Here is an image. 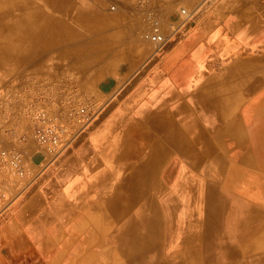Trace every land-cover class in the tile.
I'll return each instance as SVG.
<instances>
[{
	"label": "crops",
	"instance_id": "crops-1",
	"mask_svg": "<svg viewBox=\"0 0 264 264\" xmlns=\"http://www.w3.org/2000/svg\"><path fill=\"white\" fill-rule=\"evenodd\" d=\"M195 1L181 40L142 71L152 46L122 13L103 11L111 23L87 39L68 29L82 42L61 53L82 72L63 75L70 93L108 105L34 193L0 210V264H264V0ZM153 2L165 24L192 4ZM23 186L10 177L8 200Z\"/></svg>",
	"mask_w": 264,
	"mask_h": 264
},
{
	"label": "rangeland",
	"instance_id": "rangeland-1",
	"mask_svg": "<svg viewBox=\"0 0 264 264\" xmlns=\"http://www.w3.org/2000/svg\"><path fill=\"white\" fill-rule=\"evenodd\" d=\"M30 1L35 2L29 4L27 0H8L6 1V5H4L7 7H0V23L5 25L3 27L5 28L4 30L0 29V43L1 41H9L8 39L10 37L12 39V44L10 46L3 47L0 45V131L2 133L5 129L9 137L7 138L9 140H7L0 136V141L6 148L13 146L23 147L26 150L27 167L26 176L20 177L11 172L7 163L0 157V210L34 193L41 184V176L44 175L47 169L55 166L63 155L52 158L35 139L33 134L34 119L32 115L36 109L62 108L67 113H70V122L72 126H76L72 121L73 111L81 107H86L89 113L92 114L91 120L82 127L74 138L73 143L65 151L66 153L70 150V147L78 141L83 133L89 129L90 125L99 119L102 114L101 112H103L108 105V103L95 96V93L82 97H79L76 93L71 94L70 88L66 85L63 75L69 76L70 73V79L75 81V79L77 80V77H80V74H82L80 66L73 64V59L70 58L69 64L68 60H63V54H61L64 51L66 52L68 45H70V49L72 48L71 46L76 47L78 44L80 46L82 45V42L76 39L77 36L87 39L90 37L88 36L89 34L99 33V31L104 33L103 27L111 22L106 20L102 13L103 11L113 14L122 13L127 23L132 24L131 31L137 35L140 41L152 46V53L145 59L142 65H140L139 71H142L146 68L148 62L157 57L159 53H162L164 49L181 40L182 34L184 33L180 31L182 29L185 31L200 12V4H197L195 0H190L192 4H178L176 9L177 12L179 8L185 7L191 13L190 15L180 18V20L182 19L181 25L173 33L169 32L170 39L161 47L143 38V14L142 9H140V14L137 10L136 0ZM202 1L204 3L207 0ZM33 10L40 11L37 17H35L38 20L37 28L31 27L19 31L15 29L14 26H11L12 19L18 15H21L19 16V18L22 17L21 19L26 18L27 16L25 15L31 13ZM97 13L98 15L100 14L98 19ZM87 14H90L92 17L96 16V19H89ZM175 18L176 16H174V14L171 15V17L169 16V24L175 20ZM28 21L29 19H27V22ZM31 21H33V19H31ZM41 21L43 22L42 27H40ZM82 21H85L86 24L82 23ZM163 24L165 29H167L169 24H165V22H163ZM72 26L76 29V37L68 30ZM90 41L92 42L90 50L93 51L92 54H94V49L96 50L94 58L98 60L100 58L98 50L103 48L102 43L99 39L94 38ZM69 65L70 68H68ZM116 69L117 67L115 64L106 65L108 74L114 75ZM73 83L77 85L76 82ZM93 83H95V81ZM103 85L108 88L114 87V79H106ZM121 89L122 85L120 84V86L116 88L115 93L112 94V98L113 95H117ZM76 90H78L77 87ZM11 123L18 124L21 131H15ZM16 134V140L13 141V138L10 136L14 137ZM35 166L39 167V171H37L34 176H31L32 168ZM10 177L19 180L24 186L13 199L8 200L6 183L9 181Z\"/></svg>",
	"mask_w": 264,
	"mask_h": 264
},
{
	"label": "built area",
	"instance_id": "built-area-1",
	"mask_svg": "<svg viewBox=\"0 0 264 264\" xmlns=\"http://www.w3.org/2000/svg\"><path fill=\"white\" fill-rule=\"evenodd\" d=\"M136 1L137 7L142 9L143 14V38L155 43L157 46L165 45L170 39L169 32L173 33L181 25L182 19L180 20V18L191 13L185 7L179 8L178 16L165 29L163 24L164 14L159 8L152 5L154 0ZM32 116L34 119V137L52 158L59 156L74 140L82 127L92 118V114L89 113L86 107H81L72 112V121L76 126L71 125L70 113L62 108H38ZM0 157L7 163L11 172L20 177L26 176V150L23 147L6 148L0 141Z\"/></svg>",
	"mask_w": 264,
	"mask_h": 264
},
{
	"label": "bare ground",
	"instance_id": "bare-ground-1",
	"mask_svg": "<svg viewBox=\"0 0 264 264\" xmlns=\"http://www.w3.org/2000/svg\"><path fill=\"white\" fill-rule=\"evenodd\" d=\"M6 1H8V0H0V7L1 6H4V5H6ZM155 1V0H154ZM35 1H30V0H27V3H34ZM7 4H8V2H7ZM19 4H22V3H19ZM100 5V4H99ZM153 5V4H152ZM4 7H7V6H4ZM59 7V6H58ZM86 7V6H85ZM66 8H67V6H66ZM100 8V7H99ZM63 9V8H62ZM138 11H139V13H140V9L138 8L137 9ZM40 11L39 10H33V11H31V13H28L27 15H25V16H27L26 18H23V19H21V18H19V16H21V15H18L17 17H15L14 19H12V21H11V26H14V28L15 29H17V30H19V31H22L23 29H27V28H37L38 27V25H37V22H38V20H37V18H35V17H37V15H38V13H39ZM50 12V11H49ZM66 12V11H65ZM29 14H31V15H29ZM24 16V17H25ZM33 19V21H31V19ZM27 19H29V21L27 22ZM46 22H48V21H46ZM77 22V21H76ZM101 22V21H100ZM82 23H84V24H86V22L85 21H82ZM40 24H41V26L40 27H42V25H43V22L41 21L40 22ZM103 24V23H102ZM106 24V23H105ZM5 25L4 24H1L0 23V29H5V28H3ZM47 26H49V25H47ZM9 41H1V43H0V45L1 46H5V47H7V46H10L11 44H12V39H11V37L8 39ZM247 94V93H246ZM172 145V144H171ZM176 149V148H175ZM183 155V154H182ZM195 161V160H194ZM222 162V161H221ZM222 164V163H221ZM220 164V165H221ZM226 165V164H225ZM185 168V167H184ZM222 169V168H221ZM212 173V172H211ZM263 174V173H262ZM264 175V174H263ZM225 176V175H224ZM186 183V182H185ZM178 184V183H177ZM188 184V183H187ZM261 187V186H260ZM191 188H193V187H191ZM184 189V188H183ZM190 189V188H189ZM187 191V190H186ZM256 191V190H255ZM185 192V191H184ZM166 193V192H165ZM188 193V192H187ZM254 193V192H253ZM205 194V193H204ZM183 195H181V197H182ZM187 196H188V194H187ZM113 197V196H112ZM248 197H249V195H248ZM162 199V198H161ZM183 199H184V197H183ZM191 199V198H190ZM201 199H202V197H201ZM185 201V200H184ZM162 202V201H161ZM189 202H190V200H189ZM192 202H193V200H192ZM165 203V202H164ZM199 203V202H198ZM203 203V202H202ZM169 204H172V203H169ZM164 205V204H163ZM174 204H172L171 206H173ZM195 207V206H194ZM239 207V206H238ZM167 208V207H166ZM168 208H171V207H168ZM175 208H176V206H175ZM202 208V207H201ZM172 209H174V207L172 208ZM176 212H178V211H176ZM181 212V211H180ZM198 213V212H197ZM135 214V213H134ZM168 214H169V212H168ZM174 214V213H173ZM197 215V214H196ZM133 216V215H132ZM178 216H180V215H178ZM169 217V216H168ZM172 219V218H171ZM170 219V220H171ZM174 219V218H173ZM188 219V218H187ZM199 219V218H198ZM169 220V219H168ZM175 220V222H176V219H174ZM193 220V219H192ZM196 221V220H195ZM178 222V221H177ZM168 223H169V221H168ZM174 223V222H173ZM191 223V222H190ZM186 224V223H185ZM143 226V225H142ZM145 226V225H144ZM171 226H172V228H173V224H171ZM147 227V226H146ZM91 229V228H90ZM145 229V228H144ZM263 230V229H262ZM91 231V230H90ZM184 232V231H183ZM171 233V232H170ZM181 233V232H180ZM179 233V234H180ZM264 233V232H263ZM174 234V233H173ZM178 234V235H179ZM98 235V234H97ZM177 235V234H176ZM249 235V234H248ZM251 235V234H250ZM30 236V235H29ZM90 238H91V236H90ZM170 238V237H169ZM178 238V237H177ZM184 238V237H183ZM185 239V238H184ZM106 240V239H105ZM169 240V239H168ZM175 240V239H174ZM90 241V240H89ZM93 241V240H92ZM155 241V240H154ZM171 241V240H170ZM122 243V242H121ZM116 245V244H115ZM118 245V244H117ZM183 245H184V243H183ZM181 247V246H180ZM173 248V247H172ZM171 248V249H172ZM120 249V248H119ZM175 249V248H174ZM97 252V251H96ZM171 252V251H170ZM175 254V253H174ZM181 254V253H180ZM62 255V254H61ZM168 255V254H167ZM263 255V254H262ZM169 256V255H168ZM180 256V255H179ZM171 257H173V256H171ZM262 257V256H261ZM168 258V257H167ZM170 259V258H169ZM177 260V259H176ZM180 260H182V259H180ZM262 260V259H261ZM182 263V262H181ZM71 264V263H70ZM156 264H157V262H156ZM173 264H174V261H173Z\"/></svg>",
	"mask_w": 264,
	"mask_h": 264
}]
</instances>
